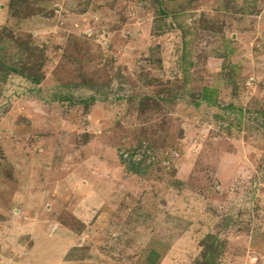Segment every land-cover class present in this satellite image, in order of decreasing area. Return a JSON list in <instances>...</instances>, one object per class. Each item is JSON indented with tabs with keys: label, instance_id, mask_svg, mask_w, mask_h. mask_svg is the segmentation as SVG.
Wrapping results in <instances>:
<instances>
[{
	"label": "rangeland",
	"instance_id": "1",
	"mask_svg": "<svg viewBox=\"0 0 264 264\" xmlns=\"http://www.w3.org/2000/svg\"><path fill=\"white\" fill-rule=\"evenodd\" d=\"M152 252L264 264V0H0V264Z\"/></svg>",
	"mask_w": 264,
	"mask_h": 264
},
{
	"label": "trees",
	"instance_id": "2",
	"mask_svg": "<svg viewBox=\"0 0 264 264\" xmlns=\"http://www.w3.org/2000/svg\"><path fill=\"white\" fill-rule=\"evenodd\" d=\"M182 62H185V60L183 59ZM11 71H16V69L14 68H10ZM31 80H33L34 83L36 84H39L40 83V80L37 78V77H30ZM214 91H211V90H208V89H204L203 93H202V96L200 97L201 100H204L206 101L208 104L212 105V106H216L218 101L217 99L214 98ZM198 104V103H197ZM230 108L233 109V106H231ZM157 258H158V255L157 253L155 252H152L151 253V256H150V263L149 264H157Z\"/></svg>",
	"mask_w": 264,
	"mask_h": 264
}]
</instances>
